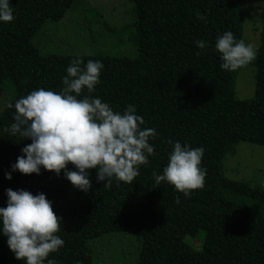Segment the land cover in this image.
I'll return each mask as SVG.
<instances>
[{
    "label": "trees",
    "instance_id": "obj_1",
    "mask_svg": "<svg viewBox=\"0 0 264 264\" xmlns=\"http://www.w3.org/2000/svg\"><path fill=\"white\" fill-rule=\"evenodd\" d=\"M130 1L136 16V57H81L104 64L92 96L115 111L135 105L145 121L142 127L156 130L158 135L149 141L155 154L148 157L147 165L139 166V175L131 183L113 181L105 188L96 180L95 169H90L87 193L73 188L62 173L57 176L43 168L40 174L16 171L10 180L5 179L4 172L10 170L20 148L30 143L4 131L14 113L5 107L0 112V206H5V188L44 193L61 218L57 235L64 245L48 257L58 264H93L77 242L76 213L110 216L115 219L113 230L141 235L137 264H264V189L221 174L224 156L233 154L238 142L264 146V33L251 62L254 95L237 100L238 69L220 68L214 43L225 31L244 40L241 0ZM74 2L10 0L15 18L0 22V94L3 80L9 78L15 87L10 102L36 88L59 91L63 87L61 78L75 56L43 55L33 36L45 21L61 19ZM197 39L206 41L203 50L195 46ZM169 139L204 148V187L192 190L190 197L168 183L155 184L153 172L159 174L167 162ZM226 192L248 203L230 200ZM126 222L131 230L125 229ZM94 223V230L99 229ZM199 229L205 231V239L198 251L183 237ZM0 264H23L14 258L2 235Z\"/></svg>",
    "mask_w": 264,
    "mask_h": 264
},
{
    "label": "clouds",
    "instance_id": "obj_2",
    "mask_svg": "<svg viewBox=\"0 0 264 264\" xmlns=\"http://www.w3.org/2000/svg\"><path fill=\"white\" fill-rule=\"evenodd\" d=\"M10 0H0V22L14 20ZM203 19V17H199ZM201 50L206 41L197 39ZM219 53L220 68L235 71L256 58V50L244 40H236L231 31L217 35L214 43ZM101 60L75 56L66 67L59 91L43 87L5 106L14 109L12 122L4 128L10 137L30 140L20 148L5 179L12 173L40 174L41 169L67 179L73 188L85 193L91 187L89 170L95 169L96 180L109 188L113 181L131 183L139 175V166L148 164L155 154L149 142L158 133L142 127L145 121L128 104L115 111L98 96H92L100 83ZM82 92L86 95L81 96ZM167 162L159 174L153 172L155 184L168 183L185 197L204 187L207 169L201 166L203 146L169 139ZM71 164V168L68 165ZM5 206H0V235L14 258L23 264H58L49 254L58 252L64 240L57 235L61 218L46 195L25 189L5 188ZM178 202V201H177Z\"/></svg>",
    "mask_w": 264,
    "mask_h": 264
},
{
    "label": "rangeland",
    "instance_id": "obj_3",
    "mask_svg": "<svg viewBox=\"0 0 264 264\" xmlns=\"http://www.w3.org/2000/svg\"><path fill=\"white\" fill-rule=\"evenodd\" d=\"M243 39L257 50L264 33V0H241ZM134 4L130 0H75L64 16L45 21L33 36V43L43 55L102 56L134 58L138 54ZM124 27V28H123ZM255 67L250 62L238 68L234 98L248 100L254 95ZM15 87L9 78L2 82L0 112L10 103ZM221 174L235 181H247L264 189V146L240 141L233 154L222 160ZM230 200H246L234 193H224ZM77 242L93 264H137L142 237L136 233L113 230L110 216L76 213ZM102 219L101 223L98 218ZM95 222V228L92 222ZM107 227V228H106ZM125 229H132L129 222ZM113 230V231H112ZM205 231L199 229L183 240L201 250Z\"/></svg>",
    "mask_w": 264,
    "mask_h": 264
}]
</instances>
